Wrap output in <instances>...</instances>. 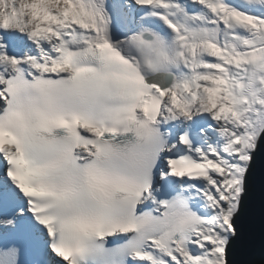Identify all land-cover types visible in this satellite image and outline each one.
I'll use <instances>...</instances> for the list:
<instances>
[{
	"label": "snow or ice",
	"instance_id": "snow-or-ice-1",
	"mask_svg": "<svg viewBox=\"0 0 264 264\" xmlns=\"http://www.w3.org/2000/svg\"><path fill=\"white\" fill-rule=\"evenodd\" d=\"M262 137L264 0H0V205L63 264H264L235 258Z\"/></svg>",
	"mask_w": 264,
	"mask_h": 264
},
{
	"label": "water",
	"instance_id": "water-1",
	"mask_svg": "<svg viewBox=\"0 0 264 264\" xmlns=\"http://www.w3.org/2000/svg\"><path fill=\"white\" fill-rule=\"evenodd\" d=\"M242 221L250 243L244 250H238L235 258L258 262L264 254V137L252 153L242 199Z\"/></svg>",
	"mask_w": 264,
	"mask_h": 264
},
{
	"label": "clouds",
	"instance_id": "clouds-1",
	"mask_svg": "<svg viewBox=\"0 0 264 264\" xmlns=\"http://www.w3.org/2000/svg\"><path fill=\"white\" fill-rule=\"evenodd\" d=\"M176 219L179 220V219H182V217H177Z\"/></svg>",
	"mask_w": 264,
	"mask_h": 264
}]
</instances>
